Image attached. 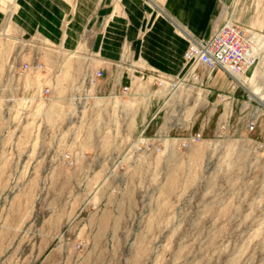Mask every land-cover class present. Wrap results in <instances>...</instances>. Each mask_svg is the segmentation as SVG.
I'll list each match as a JSON object with an SVG mask.
<instances>
[{
    "label": "rangeland",
    "instance_id": "374dc122",
    "mask_svg": "<svg viewBox=\"0 0 264 264\" xmlns=\"http://www.w3.org/2000/svg\"><path fill=\"white\" fill-rule=\"evenodd\" d=\"M19 1L0 0V14L17 10ZM23 2L46 13L40 0ZM7 39L1 48L7 78L0 109L6 122L0 144V264H264V59L257 75L251 70L244 77L243 87L230 81L231 98L240 102L229 112L217 108L220 98L212 86L200 91L182 85L153 107L158 118L145 133L156 139L152 151L138 142L141 132L135 129L133 141L111 143L124 152L115 172L83 174L70 172L79 165L62 155L17 157L14 58L22 59L21 71L29 74L26 86L36 82L40 88L52 48L17 47L13 32ZM38 56L45 68L26 71ZM200 69L208 76L220 71ZM160 78L155 72L156 87ZM197 134L199 142L184 145Z\"/></svg>",
    "mask_w": 264,
    "mask_h": 264
},
{
    "label": "crops",
    "instance_id": "0c3cea01",
    "mask_svg": "<svg viewBox=\"0 0 264 264\" xmlns=\"http://www.w3.org/2000/svg\"><path fill=\"white\" fill-rule=\"evenodd\" d=\"M20 2L17 10L0 14L5 37L0 47V109L6 101L7 75L1 63L7 56L1 48L10 40L7 35L15 34L17 47L52 49L47 51L51 59L46 68L39 56L30 58L32 68L36 64L45 68L40 88L36 82L26 86L29 74L21 71L22 59L14 58L17 157L51 159L70 154L79 165L70 172L83 174H112L119 152V157L124 152L111 143L133 141L135 129L149 131L158 118L153 107H160L168 93L152 82L154 74L163 79L183 75L189 42L209 38L227 20L264 33V0H40L45 14ZM98 72L103 76L98 77ZM199 72L197 85L204 87H193L215 88L220 98L217 108L229 112L240 102L231 98L228 74L215 71L212 79L214 75ZM141 75L146 80H140ZM46 89L51 95L44 99ZM4 117L0 110L1 145Z\"/></svg>",
    "mask_w": 264,
    "mask_h": 264
},
{
    "label": "built area",
    "instance_id": "2783aa9c",
    "mask_svg": "<svg viewBox=\"0 0 264 264\" xmlns=\"http://www.w3.org/2000/svg\"><path fill=\"white\" fill-rule=\"evenodd\" d=\"M3 37L0 35V47ZM264 34L252 28L241 26L233 22H226L209 38L192 40L184 53V63L186 73L170 79H159L158 87L164 88L168 92L179 90L184 85L191 88L201 81L198 72L199 68L215 71L222 70L232 78V84L243 87V79L253 70L256 71L261 61L264 59ZM42 65L37 64L33 68L25 66L28 70H41ZM98 77L103 76L98 72ZM142 79H145L143 76ZM125 88V92H127ZM177 90V91H178ZM51 92L46 89L43 93L44 99L49 98ZM250 130L255 129V123L250 124ZM146 131H142L138 136V142L146 144L151 150V141L156 140L145 136ZM202 138L201 134L191 136L184 141L188 146L190 141L196 143ZM64 158L70 165H74V158L70 154H65Z\"/></svg>",
    "mask_w": 264,
    "mask_h": 264
}]
</instances>
